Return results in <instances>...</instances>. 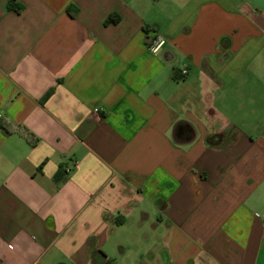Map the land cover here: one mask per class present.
<instances>
[{
  "label": "crops",
  "instance_id": "0c3cea01",
  "mask_svg": "<svg viewBox=\"0 0 264 264\" xmlns=\"http://www.w3.org/2000/svg\"><path fill=\"white\" fill-rule=\"evenodd\" d=\"M0 121V264H264V0H0Z\"/></svg>",
  "mask_w": 264,
  "mask_h": 264
},
{
  "label": "built area",
  "instance_id": "2783aa9c",
  "mask_svg": "<svg viewBox=\"0 0 264 264\" xmlns=\"http://www.w3.org/2000/svg\"><path fill=\"white\" fill-rule=\"evenodd\" d=\"M166 44L167 38L159 33L148 39V48L153 53L159 52ZM184 72H186V70ZM95 111L99 112V109H95Z\"/></svg>",
  "mask_w": 264,
  "mask_h": 264
},
{
  "label": "trees",
  "instance_id": "16d2710c",
  "mask_svg": "<svg viewBox=\"0 0 264 264\" xmlns=\"http://www.w3.org/2000/svg\"><path fill=\"white\" fill-rule=\"evenodd\" d=\"M120 20L119 17H116L114 15L110 16L107 20L106 23H115L118 22ZM0 128L4 129L6 132H9L6 125H4L1 121H0Z\"/></svg>",
  "mask_w": 264,
  "mask_h": 264
}]
</instances>
